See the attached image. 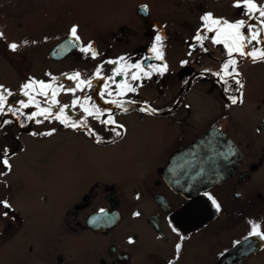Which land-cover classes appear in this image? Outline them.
<instances>
[{
    "label": "flooded vegetation",
    "instance_id": "obj_1",
    "mask_svg": "<svg viewBox=\"0 0 264 264\" xmlns=\"http://www.w3.org/2000/svg\"><path fill=\"white\" fill-rule=\"evenodd\" d=\"M21 1L0 0V61L15 85L0 83V201L13 165L6 158L19 160L22 140L46 145L59 135L115 154L82 158L99 163L67 180L70 203L42 242L15 238L21 212L0 205V264H264V59L247 55L264 51V16L243 0L232 13L213 0H121L125 19L105 29L109 0ZM41 6L72 12L57 18ZM225 21H243V39ZM89 44L95 57L82 51ZM241 44L245 55L235 50ZM199 104L215 111L202 127ZM208 131L216 134L205 145L214 180L199 183L193 142Z\"/></svg>",
    "mask_w": 264,
    "mask_h": 264
},
{
    "label": "rangeland",
    "instance_id": "obj_2",
    "mask_svg": "<svg viewBox=\"0 0 264 264\" xmlns=\"http://www.w3.org/2000/svg\"><path fill=\"white\" fill-rule=\"evenodd\" d=\"M109 1L111 3L109 7L110 14L103 19L105 24L102 28L105 29L113 27L116 25L115 22L126 17V3L121 0ZM213 1L229 4V10L220 9L219 12L232 13V6H235L241 0ZM243 1L246 3V0ZM255 1L262 3L261 8H264V0ZM17 2L22 4L21 0H17ZM65 8L54 7L52 9V7L45 8L41 6V12L42 14L54 12L58 18L64 12H72L71 9L65 10ZM89 9V1H84L80 12H88ZM41 12L37 11L38 14H41ZM14 57V55L10 56V58ZM11 77L8 65L0 61V83L14 87L15 85L10 82ZM195 108L198 111V117L195 119L198 127L203 126L206 117L215 114V111H208L205 105L199 104ZM213 108L217 111V116H219L218 109L215 106ZM198 129L201 130V128ZM171 133L172 135L167 140L173 142L175 141V131ZM148 139L154 142L157 139V135L149 136ZM48 141H50L48 144L42 145L33 141L32 138L22 140L24 151L19 160L16 162L15 156L9 157L10 159L6 158L11 164L16 165H12L8 169L10 174L8 173L6 180L10 185L1 188V196L6 200V203L7 201L11 203L12 208L21 212V223L19 224L21 230L14 236L21 241L27 239L37 243L42 242L50 236V229L60 226L54 220L70 203L69 192L71 189H67V182H71L72 179L76 182L83 175L85 162L86 164L88 163L87 166L99 163L93 159L87 162V158L84 162L82 158L91 153V156H99L103 160L115 154L113 150L100 152L94 147L84 145L83 142L80 144L71 143L72 141L69 138L59 135L50 138ZM67 146L72 148V150L70 148L67 149ZM54 159L57 160L53 162ZM68 167L69 170L67 171ZM66 171L67 174H64ZM70 177L71 180L67 181Z\"/></svg>",
    "mask_w": 264,
    "mask_h": 264
},
{
    "label": "snow or ice",
    "instance_id": "obj_3",
    "mask_svg": "<svg viewBox=\"0 0 264 264\" xmlns=\"http://www.w3.org/2000/svg\"><path fill=\"white\" fill-rule=\"evenodd\" d=\"M246 4H247V7H248V9H249L250 12H253V11H259L260 15H261V16H264V9H258V8H257V5H256L255 3H253L252 0H246ZM239 6H240V5H237V7H239ZM202 19H203L204 21H206V22H210V24H212V25H218V24L221 23L220 20L212 19L211 14H206L204 17H202ZM206 26H207V24H206ZM224 26H225L226 29H229V30H231L233 33H235V37H236L237 39H243V34L240 32V29L244 28V22H243V21L237 22V23H235V24H229V23H227V22L225 21V22H224ZM209 30L211 31L212 29L209 27ZM76 31H77V30H76V27L73 26V28L71 29V35H72L73 37H76L77 39H79V37L76 36ZM2 36H3V34L0 33V38H2ZM256 38H257V37H256L255 35H253V36L251 37V39H253V40H255ZM196 39H197V40H200V39H202V38H201L200 36H197ZM156 41H157L158 43L161 41V37H160L159 35L156 37ZM221 42H222V41L219 40V39H217V40L215 41V43H221ZM10 48H11L12 50L15 51L16 48H17V45H16V44H11V45H10ZM242 48H243V45L241 44V45H240L239 47H237L235 50H236V51H239L241 55H245V53L242 51ZM82 51H85V52H91V55H92L93 57H95V56L97 55V53L93 50L91 44H89L86 48H83ZM153 51L157 53V57H156L157 59H163V54H162L161 52H159L158 49L153 48ZM232 51H233V49H232L231 47H229V54H230V55H231V52H232ZM247 55L252 56L254 61H255L256 59H258V58H260V59H264V51L260 52L259 57H257V56L254 55L253 53H247ZM230 63L233 64V65H235L236 61H235V60H232ZM228 66H229L228 64H225V65H224V70H225L226 73H227ZM137 67H139V65H137ZM166 68H167V65H165L164 68H162V69H157V70L163 72L164 70H166ZM132 78H133V79H137V77H136L135 75H133ZM70 79H79V73H76L74 76L70 77ZM225 82L227 83V81H225ZM80 83L83 84V83H85V82H84V81H80ZM237 83H239V81H237ZM89 84H90V82H89ZM24 87L27 89V88L31 87V85L26 84V85H24ZM40 87L43 89V88L46 87V86L43 84V82H41ZM240 87L242 88L243 85L241 84ZM128 90H129V91H135V89H132V88H129ZM24 94H25V95H28V92L25 91ZM44 94L46 95V93H44ZM54 97H55V94H53V100H52V103H53V104H56V103H58V102L55 100ZM5 102H6L5 97H4L3 95H0V111H2V106H3V104H4ZM113 102H114V101H113ZM74 103H76V102L74 101ZM232 103H233V104L237 103V100H236L235 98H233V99H232ZM28 106H29L28 104H23V103H22V107H25V108H26V107H28ZM37 107H39V105H37ZM48 111H49V110H47V109H42L40 114L45 115V118H48ZM85 111L88 112V109L85 108ZM61 112H63V109H61ZM88 114H89V115H93L92 112H89ZM98 114H99V110H97V116H98ZM31 118H32V117H29V119H31ZM56 119H61V117H60V116H57ZM61 123H64V124L67 125V124H68V121H67L66 119H61ZM70 126L73 127V128L77 127L76 124H71ZM49 134H50V133H49ZM6 151H7V150H5V153H6ZM3 163H4L5 165H7L8 162H7V160L5 159V160H3ZM213 203L215 204L217 210H219L220 205L217 204V203L215 202V200H213ZM0 205H3L4 207H8V206H9V205H7L6 202H3V201H0ZM5 215H6V213H5ZM257 228H258V226H256V225L253 226V234L259 236V235H261V233L257 230ZM179 247H180V246L177 245V250H178V251H179Z\"/></svg>",
    "mask_w": 264,
    "mask_h": 264
},
{
    "label": "water",
    "instance_id": "obj_4",
    "mask_svg": "<svg viewBox=\"0 0 264 264\" xmlns=\"http://www.w3.org/2000/svg\"><path fill=\"white\" fill-rule=\"evenodd\" d=\"M216 136L215 133L208 131L207 133L203 134L199 139L193 142V157L196 156L197 160L194 165V171L196 181H199V183H206V182H212L214 177L212 176V166L215 165L209 164L208 159L212 156L211 151L213 149H209L205 145L211 142L214 137ZM187 155H189L190 148L186 150Z\"/></svg>",
    "mask_w": 264,
    "mask_h": 264
}]
</instances>
